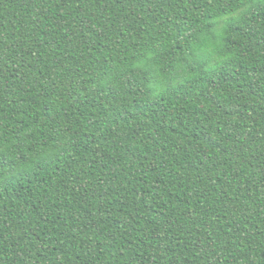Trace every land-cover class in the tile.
Returning a JSON list of instances; mask_svg holds the SVG:
<instances>
[{
	"label": "trees",
	"instance_id": "1",
	"mask_svg": "<svg viewBox=\"0 0 264 264\" xmlns=\"http://www.w3.org/2000/svg\"><path fill=\"white\" fill-rule=\"evenodd\" d=\"M0 264H264V0H0Z\"/></svg>",
	"mask_w": 264,
	"mask_h": 264
}]
</instances>
